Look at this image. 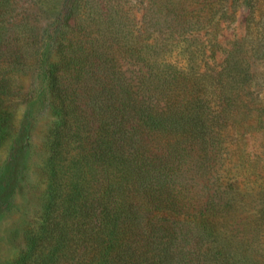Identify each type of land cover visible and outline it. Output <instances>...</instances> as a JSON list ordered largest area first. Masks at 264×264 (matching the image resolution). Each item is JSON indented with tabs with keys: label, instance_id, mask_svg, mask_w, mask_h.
Returning <instances> with one entry per match:
<instances>
[{
	"label": "rangeland",
	"instance_id": "rangeland-1",
	"mask_svg": "<svg viewBox=\"0 0 264 264\" xmlns=\"http://www.w3.org/2000/svg\"><path fill=\"white\" fill-rule=\"evenodd\" d=\"M69 38L93 51L94 77L65 80L92 102L93 79L120 84L126 110L138 109L129 145L171 174L161 208L136 196L134 258L156 259L148 232L163 239L164 264H264V0H0L13 122L0 148V264L42 213L57 119L49 66Z\"/></svg>",
	"mask_w": 264,
	"mask_h": 264
},
{
	"label": "trees",
	"instance_id": "trees-1",
	"mask_svg": "<svg viewBox=\"0 0 264 264\" xmlns=\"http://www.w3.org/2000/svg\"><path fill=\"white\" fill-rule=\"evenodd\" d=\"M67 40L60 43L59 57L49 66V89L57 119L48 137L42 213L26 231L25 246L12 264L168 263L163 259V239L148 232L157 260L141 263L134 258L136 250L141 252L142 248L135 245L138 234L134 226L143 221L136 196L161 208V193L171 174L165 166L146 161L136 141L129 145L127 122L137 116L138 109L126 110L127 103L116 91L120 84L93 79L92 102L74 81L65 80L68 70L72 79L74 75L94 77L88 58L93 51H85L86 41ZM10 90L0 83V148L13 128L12 111L4 102ZM119 100L122 107L116 109ZM112 111H118L115 121H111ZM140 228L147 231V227Z\"/></svg>",
	"mask_w": 264,
	"mask_h": 264
}]
</instances>
